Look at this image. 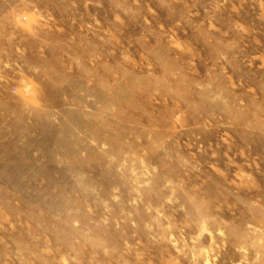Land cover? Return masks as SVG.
<instances>
[{
  "label": "rangeland",
  "instance_id": "rangeland-1",
  "mask_svg": "<svg viewBox=\"0 0 264 264\" xmlns=\"http://www.w3.org/2000/svg\"><path fill=\"white\" fill-rule=\"evenodd\" d=\"M0 264H264V0H0Z\"/></svg>",
  "mask_w": 264,
  "mask_h": 264
}]
</instances>
